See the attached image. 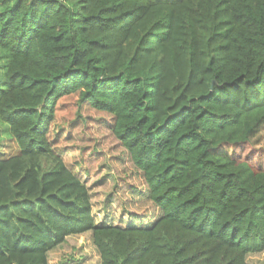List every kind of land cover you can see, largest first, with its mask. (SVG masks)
Returning a JSON list of instances; mask_svg holds the SVG:
<instances>
[{
  "label": "trees",
  "instance_id": "16d2710c",
  "mask_svg": "<svg viewBox=\"0 0 264 264\" xmlns=\"http://www.w3.org/2000/svg\"><path fill=\"white\" fill-rule=\"evenodd\" d=\"M111 118L152 222H97L50 138L58 101ZM264 0H0V264L90 234L100 264L264 253Z\"/></svg>",
  "mask_w": 264,
  "mask_h": 264
},
{
  "label": "rangeland",
  "instance_id": "374dc122",
  "mask_svg": "<svg viewBox=\"0 0 264 264\" xmlns=\"http://www.w3.org/2000/svg\"><path fill=\"white\" fill-rule=\"evenodd\" d=\"M111 118L81 106L76 95L56 106L50 138L66 167L89 189L97 222L124 227L145 225L159 212L145 198L142 174L111 132ZM264 165V131L246 147ZM248 264H264V253L249 256ZM48 264H100L90 234L73 236L49 253Z\"/></svg>",
  "mask_w": 264,
  "mask_h": 264
}]
</instances>
